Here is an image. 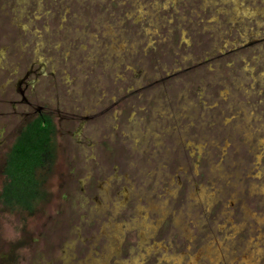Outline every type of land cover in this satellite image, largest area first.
<instances>
[{
	"label": "rangeland",
	"instance_id": "obj_1",
	"mask_svg": "<svg viewBox=\"0 0 264 264\" xmlns=\"http://www.w3.org/2000/svg\"><path fill=\"white\" fill-rule=\"evenodd\" d=\"M145 12L0 0V141L55 145L31 211L0 171V264H264V0Z\"/></svg>",
	"mask_w": 264,
	"mask_h": 264
},
{
	"label": "trees",
	"instance_id": "obj_2",
	"mask_svg": "<svg viewBox=\"0 0 264 264\" xmlns=\"http://www.w3.org/2000/svg\"><path fill=\"white\" fill-rule=\"evenodd\" d=\"M54 124L44 114L34 117L17 134L6 159L7 180L1 192L5 205L33 210L44 194L42 170L53 161Z\"/></svg>",
	"mask_w": 264,
	"mask_h": 264
},
{
	"label": "flooded vegetation",
	"instance_id": "obj_3",
	"mask_svg": "<svg viewBox=\"0 0 264 264\" xmlns=\"http://www.w3.org/2000/svg\"><path fill=\"white\" fill-rule=\"evenodd\" d=\"M26 76H27V74L25 75V78H26ZM21 99H20V101L22 102V103H24L25 105L27 104V105H29L30 103H29V101H28V99H27V96H26V94L24 93V92H22L21 93ZM15 101L13 100V101H11V104H12V106L14 107V105H15ZM41 115V114H40ZM31 121V120H30ZM29 121V122H30ZM28 123V122H27ZM27 123H25L24 125H23V127L27 124ZM22 127V128H23ZM22 128H21V130H22ZM20 130V131H21ZM19 131V132H20ZM15 139H16V137H15V135H14V137H13V140H12V142L7 146V141H5V140H3L2 139V141H0V159H2V160H0V171L4 174V168H5V164H6V159H7V157H8V155H9V152H10V150H11V148H12V146H13V144H14V142H15Z\"/></svg>",
	"mask_w": 264,
	"mask_h": 264
},
{
	"label": "snow or ice",
	"instance_id": "obj_4",
	"mask_svg": "<svg viewBox=\"0 0 264 264\" xmlns=\"http://www.w3.org/2000/svg\"><path fill=\"white\" fill-rule=\"evenodd\" d=\"M126 4L130 3L133 8L136 9L140 13L139 20L144 21L145 17L148 15L145 12L146 6L158 7V0H125ZM203 154V149H201V155ZM242 211H244L242 209ZM250 214V213H249ZM259 223L264 224V219L260 220ZM133 264H137V262H133Z\"/></svg>",
	"mask_w": 264,
	"mask_h": 264
}]
</instances>
